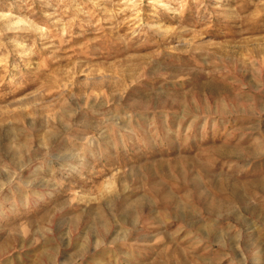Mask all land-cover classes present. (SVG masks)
Returning <instances> with one entry per match:
<instances>
[{"label":"rangeland","instance_id":"374dc122","mask_svg":"<svg viewBox=\"0 0 264 264\" xmlns=\"http://www.w3.org/2000/svg\"><path fill=\"white\" fill-rule=\"evenodd\" d=\"M0 264H264V0H0Z\"/></svg>","mask_w":264,"mask_h":264},{"label":"bare ground","instance_id":"6f19581e","mask_svg":"<svg viewBox=\"0 0 264 264\" xmlns=\"http://www.w3.org/2000/svg\"><path fill=\"white\" fill-rule=\"evenodd\" d=\"M171 199H172V198H171ZM129 213L131 214L132 212H129ZM129 213H128V214H129ZM128 216H129V215H128ZM125 218H126V217H125ZM127 218H128V217H127Z\"/></svg>","mask_w":264,"mask_h":264}]
</instances>
